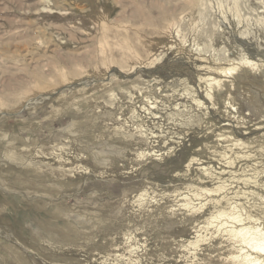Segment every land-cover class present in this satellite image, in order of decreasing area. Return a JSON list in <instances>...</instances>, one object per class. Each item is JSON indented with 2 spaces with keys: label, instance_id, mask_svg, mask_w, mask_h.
<instances>
[{
  "label": "rangeland",
  "instance_id": "1",
  "mask_svg": "<svg viewBox=\"0 0 264 264\" xmlns=\"http://www.w3.org/2000/svg\"><path fill=\"white\" fill-rule=\"evenodd\" d=\"M235 213L264 227V0H0V264H239Z\"/></svg>",
  "mask_w": 264,
  "mask_h": 264
},
{
  "label": "bare ground",
  "instance_id": "2",
  "mask_svg": "<svg viewBox=\"0 0 264 264\" xmlns=\"http://www.w3.org/2000/svg\"><path fill=\"white\" fill-rule=\"evenodd\" d=\"M162 6H160V7H162ZM135 8H138V6L135 7ZM133 10H135V9H133ZM133 12L135 13V11H133ZM136 15H137V13H136ZM154 18H155V16H154ZM160 25H161V23H160ZM214 69L217 70V71L221 70V69H218V67H216ZM199 79H201V78H199ZM204 93H206V92H204ZM204 96L207 99L211 98L209 93H207ZM220 156L223 157V156H225V154H223V152H222V153H220ZM226 164H227V166L231 165L232 164V160L228 161ZM242 182H243V184L247 183V181L244 180V179H243ZM222 187L223 186H221L219 188L222 189ZM261 187H262L261 184H256V188H261ZM203 191L206 192V193H210V192H213V189H210V190L209 189H205ZM141 195L142 194L140 193V195L138 194V196H136L137 197V200H136L137 202L142 200L143 196L141 197ZM195 196H197V194H195ZM217 200L218 199H216V200L213 199L214 203ZM186 202L187 201H185V203ZM225 213L226 212H223L222 210H216L215 212L213 211V213H211L210 216L206 219L205 225L206 226H212V225L214 226L215 225L214 227L216 229V232H220V230L223 232L225 227H226V224L228 223V220L226 219L227 215ZM229 219H231V220H229V221H231L229 223H232L234 225L233 229L230 231V234H231L232 237L235 238L236 242L238 240V243H239L238 246H240V248H238V249H240L239 251L240 252L244 251L243 253L241 252V254H237L232 260L233 261H238L239 264H264V227H261V225L252 224V222H251L252 219L251 218L247 217L245 219H241V216L238 213L237 214L235 213L234 215H231V218H229ZM230 234H229V237H230ZM197 237L198 236H196V234H195V238H197ZM230 239H231V237H230ZM197 243H198V238H197V240L195 242H191V243H189V245H186L185 247L186 248H191L193 246L195 247V245ZM236 248H237V246H236ZM240 252H238V253H240ZM229 257H231V256H229ZM231 263H234V262H231ZM235 264H237V263H235Z\"/></svg>",
  "mask_w": 264,
  "mask_h": 264
}]
</instances>
